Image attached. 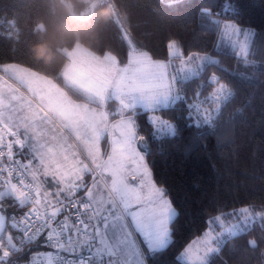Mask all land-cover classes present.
Instances as JSON below:
<instances>
[{
  "label": "trees",
  "instance_id": "trees-1",
  "mask_svg": "<svg viewBox=\"0 0 264 264\" xmlns=\"http://www.w3.org/2000/svg\"><path fill=\"white\" fill-rule=\"evenodd\" d=\"M225 2L235 10L220 18L214 11ZM227 20L252 30L246 55L221 39ZM0 22V69L6 63L24 65L76 98L85 97L63 75L66 49L76 44L113 54L122 65L132 47L167 61L173 40L184 55L217 57L200 75L178 80L177 98L159 109L173 122L174 133H158L141 107L130 112L153 178L177 209L169 244L153 252L142 245V264H189L181 252L217 216L244 205L264 208V0H0ZM220 84L228 95L218 105L214 95ZM26 206L14 193L1 197L13 237L11 215ZM7 248L1 261L21 264L48 245L39 241L21 252ZM205 264H264V220L227 238Z\"/></svg>",
  "mask_w": 264,
  "mask_h": 264
},
{
  "label": "rangeland",
  "instance_id": "rangeland-1",
  "mask_svg": "<svg viewBox=\"0 0 264 264\" xmlns=\"http://www.w3.org/2000/svg\"><path fill=\"white\" fill-rule=\"evenodd\" d=\"M121 19L124 25V17ZM252 34L251 29L243 30L234 21L227 20L223 22L221 39L231 42L238 48L239 54L246 55ZM80 45L88 56L92 55L94 59L100 57ZM71 53L73 63L78 60L87 65L79 66L77 62V66L73 65L75 71L67 70L70 77H64L67 82L72 84L74 81L80 85L74 87L82 91L85 98L73 97L51 77L24 65L6 63L0 69V116L7 117L10 122L7 126L11 129L26 130L23 144L27 146L30 140L34 150L33 156L26 152L29 168L53 184V201L60 202L76 189L85 187L90 174L88 198L96 208L90 226L95 244L100 247L98 252L106 255L110 264H142V245L153 252L169 244L171 221L177 209L163 187L155 182L146 154L140 148L143 137L137 123L128 114L141 107L149 112L158 133H174L173 122L165 118L159 109L167 107L177 98L178 80L200 75L205 65L217 61V57L198 52L184 55L177 40H173L168 62L131 48L130 54L136 55L132 58L136 61L135 65L131 62L133 67H128L130 69L126 73L115 70L113 74L102 65H93L85 56ZM147 56L149 61L145 60ZM79 67H84L85 71ZM112 76L116 77V86L109 84ZM38 77L48 79L40 81L41 90L49 96L52 106L42 101V95H38L43 104L40 110L46 114L41 113L39 104L30 98L35 96L31 87H27V96L23 98L9 86V80L17 83L20 78L33 80ZM101 78L103 83L94 81ZM212 80L217 82L218 77L212 76ZM227 95L224 85H217L214 101L220 105ZM77 128L82 130V136L76 133ZM105 138L107 151L103 143ZM9 193L23 200L12 186L0 187V200ZM38 204L47 206L39 200ZM229 212L213 219L206 231L184 248L180 258L189 264H205L227 238L264 220V208L253 205L240 206ZM120 217L127 223L130 235L122 229ZM3 238L0 240V264H5L1 260L9 252L7 247L14 245L11 230L8 229ZM46 250L50 253L49 248Z\"/></svg>",
  "mask_w": 264,
  "mask_h": 264
},
{
  "label": "built area",
  "instance_id": "built-area-1",
  "mask_svg": "<svg viewBox=\"0 0 264 264\" xmlns=\"http://www.w3.org/2000/svg\"><path fill=\"white\" fill-rule=\"evenodd\" d=\"M232 7L225 2L222 9L214 13L223 18L234 12ZM16 135L14 131H6L0 136V186H12L27 205L22 212L11 215L17 229L12 251L21 252L27 246L44 241L50 253L47 248L38 250L21 264H105L87 247L93 237L89 219L96 214L87 189H76L74 195L61 204L40 206L38 187L25 171L24 157L10 149L9 143Z\"/></svg>",
  "mask_w": 264,
  "mask_h": 264
},
{
  "label": "crops",
  "instance_id": "crops-1",
  "mask_svg": "<svg viewBox=\"0 0 264 264\" xmlns=\"http://www.w3.org/2000/svg\"><path fill=\"white\" fill-rule=\"evenodd\" d=\"M132 50H136L138 53L141 52V50H138L135 47H132ZM71 52H77V55H83V56H85L87 59H89L90 62L93 63V65H102L103 67H106L109 72H111L113 74L115 73V70H117V71L124 70V72L126 73V71L130 69L128 67H130V66L133 67V65H135V63H136L135 59H134V61L132 59V58H135L136 57V55L133 56V54H130L129 61L125 65L120 64L116 57H111L108 54L99 55L100 57H95L97 59H94V57L92 55H89L88 56L86 54L85 49L83 47H81L80 44H76L73 48H71V49H69V51H67V53L69 55V61H68L67 65H66V67L64 68V76H66V77H67V75H69V77H70V74L67 73V70L68 71H72V70L75 71V67L73 65H75L78 62V60H77V61H75V63H73V59H72L73 58L72 57L73 54ZM130 52H131V50H130ZM137 57H138V55H137ZM141 59H143V58H141ZM145 60L146 61H149V57L147 56V58H145ZM90 62H89L88 65H90ZM131 62H133V65H130ZM167 62H168V60H167ZM151 64H153V63H151ZM77 65L84 66V65H87V64H84L82 62H78ZM77 65H75V66H77ZM161 65H164V64L161 63ZM6 66H8V65H6ZM79 69L81 71H85V68L84 67H79ZM155 74H157V73L155 72ZM114 79H116V77L112 76L109 84H113L114 86H116L117 85V82L114 81ZM46 80H48V79L40 78V77H38L36 79H33V80H25V79L20 78V81L19 80H16L17 83H14L13 80H9V82H10L9 83V86L13 90H15L16 92H19L23 98L25 96H27V92H28V88L27 87H31L35 91L34 92L35 93V96H31L30 98L34 99L39 104L38 105V108L40 110V106L43 105V104H41V101L39 100L38 95H42L44 97L42 101H44L45 103H47V104H49V105L52 106V101L49 99V96H47L46 94H44V92L41 90L42 85H41L40 81H45L46 82ZM65 80H66V78H65ZM94 81L97 82V83L98 82L103 83V78L97 79V80H94ZM66 82H67V80H66ZM67 83H68V85H70L71 87H73L75 90H77L78 92L82 93V91H79L78 89H76L74 87V85H77L76 82L73 81L72 84L70 82H67ZM77 86L81 87L80 85H77ZM82 94L85 95L84 93H82ZM71 98H72V96H71ZM114 100H116V98ZM41 113L46 114V112H43V111H41ZM128 115H130V117L133 118L134 122L137 123V121H136V119H135V117H134L133 114H128ZM6 118L3 117V116H0V124L2 125L0 127V136H3L6 131H14L17 134L16 136H13L12 137L11 142L9 143V146H10L11 151L14 154H19V155H22L24 157V159H25V165H26L25 166V171H26L27 175L35 181V183H36V185L38 187L39 197H40L39 198V202L40 203H41V201H42V203L45 202L46 205H47L46 207H52V206L61 204L62 202H64L65 200H67L68 198H70L71 196H73L74 195V191L71 193L70 196H65V198L63 200H61L60 202H55V201H53L51 199V198L54 197V195L52 193L53 184L49 183V181H47V179L45 177H42L36 171L31 170L29 168V161L26 160V159H28L27 158V155H26V152L27 153L29 152L28 154L31 155V156L34 155V153H33L34 150H33V146L31 145V141L28 140L27 146H25L23 144V140L25 138V132H26V130L25 129H22V128H19V130L11 129L10 127L7 126V122L8 123H10V122ZM137 127H138V125H137ZM76 133L79 136H82V130H79V128L76 129ZM30 139H32L31 136H30ZM104 140H103V143H104V147H105ZM100 175H101V172H100ZM88 189H89V187H88ZM88 195H89V193L87 192V196ZM89 220L91 221V218ZM120 221H121L120 225H121L122 229H124L127 232L126 233L127 235H130L129 234V231H128L129 229L127 227V223L125 222V220L122 217H120ZM87 247L90 250L94 251L95 254L101 259L102 262H104L105 264H110L108 257L106 255H104V254L101 255L98 252V250H99L100 247H99V245L95 244L94 235L90 239V241H88Z\"/></svg>",
  "mask_w": 264,
  "mask_h": 264
},
{
  "label": "water",
  "instance_id": "water-1",
  "mask_svg": "<svg viewBox=\"0 0 264 264\" xmlns=\"http://www.w3.org/2000/svg\"><path fill=\"white\" fill-rule=\"evenodd\" d=\"M8 217L0 210V240L7 230Z\"/></svg>",
  "mask_w": 264,
  "mask_h": 264
}]
</instances>
